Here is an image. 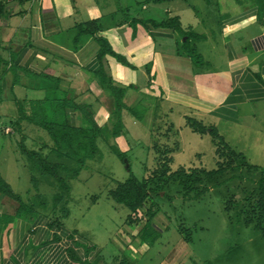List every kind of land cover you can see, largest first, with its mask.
Segmentation results:
<instances>
[{"label":"crops","instance_id":"0c3cea01","mask_svg":"<svg viewBox=\"0 0 264 264\" xmlns=\"http://www.w3.org/2000/svg\"><path fill=\"white\" fill-rule=\"evenodd\" d=\"M132 1L31 0L18 9L20 15L3 22L0 55L6 70L0 82V175L11 187L3 169L11 153L16 154L17 166L23 163L18 138L9 125L18 117L20 101L50 102L57 121L74 129L87 127L89 114L102 129L99 151L103 143L114 154L113 150L126 156L137 152L141 158L145 152L151 158L152 153L153 162L141 158L145 178L157 166L153 146L160 128L174 126L178 131V136L170 135L171 143L180 144L172 154L174 161L190 150L188 144L197 145L195 155L201 152L198 143L214 145L210 134L195 133L186 125L188 117L216 128L252 165H264V0H202L206 6L201 9L186 0L154 4L166 7L165 18L158 17L160 10L151 11V0ZM171 17H179L183 29L201 36L191 38L190 45H195L202 65H196L186 51L185 33L158 25ZM91 21L99 22L101 33L75 42L77 27ZM99 37L134 68L110 55L101 59ZM111 87L125 90L122 130L116 137L119 120ZM3 208L0 202V264L204 261L195 254L192 241L180 234L179 224L162 215L160 207L152 218L138 223L127 218L114 235V250L99 248L85 233L67 227L71 212L64 219L43 211L31 221L8 222ZM148 209L145 205L141 210L146 214Z\"/></svg>","mask_w":264,"mask_h":264},{"label":"trees","instance_id":"16d2710c","mask_svg":"<svg viewBox=\"0 0 264 264\" xmlns=\"http://www.w3.org/2000/svg\"><path fill=\"white\" fill-rule=\"evenodd\" d=\"M167 0H151L153 4L163 3ZM31 0H0V22H8L11 18L20 15L18 9L26 7ZM156 23V22H155ZM157 24V23H156ZM158 25L169 27L173 30L185 33L188 36L184 46L186 51L193 58L196 65H202V57L197 53L191 38L201 39L200 35L194 34L192 30L183 29L179 17H171ZM101 33L98 21H91L77 27V38L82 36H94ZM102 45L101 59L107 55L114 57L122 65L134 68L132 64L122 55L116 54L108 40L99 37ZM79 43V42H77ZM79 45V44H78ZM1 46V43H0ZM6 63V62H5ZM6 64L0 55V82L4 77ZM116 100V117L119 122L115 125L113 136L119 135L122 130L120 122L121 112L124 105L125 90L111 87ZM18 117L11 121L14 135L18 138L20 153L27 157L31 171L37 172L48 180L59 186L60 193L56 195L55 202H61L70 194V180L79 178L81 173L87 168L89 161L102 159L99 154L97 141L101 136V128L92 122L89 114V125L83 129H74L57 121L50 102H29L20 101L17 103ZM186 125L195 133L210 134L213 144L216 147V167L212 170L204 168L172 169V154L180 149L178 140L171 143L170 135L178 136V131L174 126H168L165 130L160 128L154 135V150L157 154V166L147 178L140 181L132 175L127 181L118 183L116 188L109 193L110 198L118 205L129 209L128 220L131 223H138L141 220L140 211L148 205L149 209L146 217L152 218L159 207L153 202V195H160L172 183H177L181 188V193L185 198L199 199L208 193L209 188L206 183L220 179L228 173L247 170L248 173H259L261 178L257 180V188L246 197L248 205L237 214V222L242 223L247 228H253L264 236V168L252 165L247 158L234 150L214 127H206L202 122L188 117ZM48 135L49 142L42 140V136ZM35 135V136H34ZM123 161L125 159L117 150H113ZM38 180L32 176L31 182L35 184ZM217 184L216 186H220ZM36 185H34L35 187ZM36 189V187H35ZM194 195V196H192ZM165 197H168L165 193ZM0 202L6 210L7 221H15L18 218L26 220L36 219L43 211L48 209L47 201L39 196L34 202L40 204H26L22 196L16 193L12 187L0 175ZM97 198H95V202ZM16 204L18 206H16ZM39 206H41L42 211ZM241 206L240 195L233 194L225 202L224 211L231 215L238 212ZM58 207V204L55 205ZM62 219L68 217L66 206L63 208ZM159 211V210H158ZM157 211V212H158ZM57 221H59L57 219ZM180 232L185 241L191 242L190 230L180 227Z\"/></svg>","mask_w":264,"mask_h":264},{"label":"rangeland","instance_id":"374dc122","mask_svg":"<svg viewBox=\"0 0 264 264\" xmlns=\"http://www.w3.org/2000/svg\"><path fill=\"white\" fill-rule=\"evenodd\" d=\"M138 1L145 2V0ZM186 1L194 2L193 6L200 9L201 6H206L202 0ZM150 8L151 11L155 8L160 10V12L157 11L158 17L165 18L166 7H158L152 3ZM2 24L3 22H0V34ZM8 129L6 128L5 131ZM44 136L48 137L46 134ZM205 142L203 145L198 143L200 155H195L197 151L195 143H192L195 148L188 144L190 150L186 149L174 161V170L182 166L214 169L216 167V155L213 151L215 147L210 142ZM99 147L103 162L97 159L95 162L89 161V167L81 173L79 178L69 181L71 192L69 197L67 195L61 202H55L56 195L60 193L57 183L38 175L37 172H32L26 156L22 157V164L17 158L19 163L17 166L16 154H8L3 175L10 181L14 191L22 196L24 203L27 205L43 203L34 202L36 198L42 196L49 205L45 211L54 217H63V208L68 206L71 216L66 221L67 227L77 228L85 233V237L99 248L114 250L112 241L114 235L128 218L130 211L116 204L109 193L118 183L127 181L132 175L140 181L143 180L147 174L141 158L143 156L146 163L153 162L154 158L152 153H150L151 158H148L145 152L141 158L138 157L137 152H130L127 156L120 153L125 157L123 161L118 155L110 152L106 144L101 143ZM18 152L20 153L19 147ZM32 176L38 180L35 184L31 182ZM261 176L257 172L248 173L247 170L228 173L220 179L207 182L209 191L199 199L185 198L180 186L172 183L160 195H153L152 199L160 207L162 215L172 218L173 223L192 232V247L196 250L195 254L199 256L200 253L204 258L202 264H264V236L253 228H247L237 222V214L248 205L245 198L257 188V180ZM219 182L221 185L216 186ZM163 193H166L168 197L162 196ZM233 194L240 195L241 206L237 213L228 215L224 211L225 202ZM95 198H97L96 202ZM57 204L58 207H55ZM39 208L42 211L41 206ZM180 234L182 235L181 232ZM192 262V264H201L195 259Z\"/></svg>","mask_w":264,"mask_h":264},{"label":"built area","instance_id":"2783aa9c","mask_svg":"<svg viewBox=\"0 0 264 264\" xmlns=\"http://www.w3.org/2000/svg\"><path fill=\"white\" fill-rule=\"evenodd\" d=\"M140 217L143 218V219L146 218V215H145V213L142 212V210H141V212H140Z\"/></svg>","mask_w":264,"mask_h":264}]
</instances>
